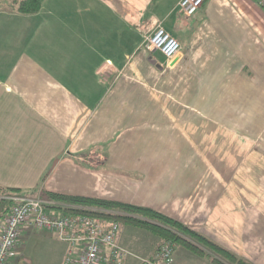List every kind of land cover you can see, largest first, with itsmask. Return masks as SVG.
Returning a JSON list of instances; mask_svg holds the SVG:
<instances>
[{"label": "crops", "instance_id": "crops-1", "mask_svg": "<svg viewBox=\"0 0 264 264\" xmlns=\"http://www.w3.org/2000/svg\"><path fill=\"white\" fill-rule=\"evenodd\" d=\"M13 1H0V186L146 206L264 264V8L43 0L23 14ZM158 24L181 45L169 64L143 47ZM118 223L120 264L151 259L158 236ZM79 249L23 226L7 264ZM158 264L213 263L174 245Z\"/></svg>", "mask_w": 264, "mask_h": 264}, {"label": "built area", "instance_id": "built-area-1", "mask_svg": "<svg viewBox=\"0 0 264 264\" xmlns=\"http://www.w3.org/2000/svg\"><path fill=\"white\" fill-rule=\"evenodd\" d=\"M264 8V0H256ZM203 0H178L177 8L184 15H193L202 5ZM143 47L150 51L160 52L165 63L176 60L180 54L181 45L177 38L163 26L156 25L146 36ZM14 203L3 216L0 225V264H7L13 252L23 226L34 229L56 232L59 237L72 245H79L76 257H68L66 264H105L103 247L110 248L111 261L120 264L123 251L116 242L119 223L102 216L86 212L53 211L54 203L38 196L10 195ZM85 208V206H80ZM93 209V208H92ZM173 246L166 242L151 259L141 264H158V261H168L171 258Z\"/></svg>", "mask_w": 264, "mask_h": 264}, {"label": "trees", "instance_id": "trees-1", "mask_svg": "<svg viewBox=\"0 0 264 264\" xmlns=\"http://www.w3.org/2000/svg\"><path fill=\"white\" fill-rule=\"evenodd\" d=\"M13 2L19 13L33 14L39 11L43 0H14ZM34 191L0 186V222L14 203L8 196H23ZM41 197L45 200L63 203L61 205H51V208H57L64 213L86 212L102 216L108 220L147 229L159 238V244L156 246L155 251H158L164 243L168 242L172 246H183L191 252L207 258L213 264H252L181 221L146 206L48 191H41ZM80 206H85V208Z\"/></svg>", "mask_w": 264, "mask_h": 264}]
</instances>
